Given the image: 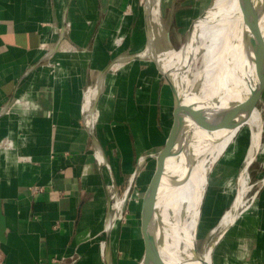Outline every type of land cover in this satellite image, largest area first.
<instances>
[{"label":"crops","instance_id":"obj_1","mask_svg":"<svg viewBox=\"0 0 264 264\" xmlns=\"http://www.w3.org/2000/svg\"><path fill=\"white\" fill-rule=\"evenodd\" d=\"M136 3L0 0V264H134L126 224L105 250L109 198L127 197L135 157L159 143L167 116L155 62L127 59L143 50L128 51L138 28L119 48L112 39L127 36ZM113 59L91 122L96 145L83 97Z\"/></svg>","mask_w":264,"mask_h":264},{"label":"bare ground","instance_id":"obj_2","mask_svg":"<svg viewBox=\"0 0 264 264\" xmlns=\"http://www.w3.org/2000/svg\"><path fill=\"white\" fill-rule=\"evenodd\" d=\"M218 2L223 4L206 14L208 7L201 16L206 15L205 18L197 26L195 23L192 24L194 27L191 25L188 39L181 48L163 50L153 29V18L159 14V0H143L150 34L148 46L139 55L149 57L161 75L165 74L170 79L172 97L179 103L185 123V130L178 133L175 140L180 145L179 153L165 161L164 177L159 185L162 203L149 235L146 225L153 213L143 226L145 236L147 234L143 251L146 264H212L211 253L215 245L241 214L240 209L234 212L243 205L248 169L258 154L264 129V120L260 122L256 111L264 89V0ZM143 25L147 39L145 19ZM195 65L198 70L193 73ZM105 81L101 79V83L90 86L84 93L83 107L88 110L86 123L92 117L90 110L94 108L96 93L99 91L101 95ZM240 128H245L250 136L245 159L252 152H255V157L246 167L242 165L240 168L236 198L218 225L217 235L214 234L206 251L199 252L195 247V235L193 245L190 239L191 230L195 228L192 227L193 222L198 216L197 207L206 190L207 175L211 164L235 140ZM172 141L173 136L169 133L163 157ZM96 156L111 176L104 156L99 151H96ZM115 198L119 212L125 197L118 198L116 194ZM114 218L115 215H110L105 219L104 230L112 225ZM169 227H173L177 237L173 244L168 241Z\"/></svg>","mask_w":264,"mask_h":264},{"label":"rangeland","instance_id":"obj_3","mask_svg":"<svg viewBox=\"0 0 264 264\" xmlns=\"http://www.w3.org/2000/svg\"><path fill=\"white\" fill-rule=\"evenodd\" d=\"M166 1L159 0V14L153 18V29L157 33L159 45L163 50H178L181 48L182 43H185L188 39L186 36L191 25L195 23V26H197L205 18L206 15L201 17L204 11L209 7L206 12L208 14L223 4L218 2V0ZM135 11L134 21L128 26L130 30L129 33L127 31V36L122 37L119 33L115 38H112L115 43L114 46L119 48V46L123 43L126 44L129 40L134 41L135 29L138 28V34L141 35L140 44L136 46V50L135 46L127 45L129 47L128 51L133 49L132 51L130 50L131 53H137L139 50H142L146 43L142 26L143 0H137ZM197 67L196 65L193 67V73L198 70ZM155 75L158 79L159 91L166 89V82L163 77L161 79L162 75L159 72H156ZM166 99L167 116L159 120L161 133L159 143L155 147L143 151L140 155L142 159L139 156L135 157L134 169L138 173L137 178L133 179V185L127 197L124 196L125 200L119 212H117L115 205L116 198L111 199V217L115 215V218L112 220L111 231L126 224L128 226V232L131 236H134V230L137 228L142 251H144L145 238L147 234L149 235L151 224L154 222L162 202V189L159 188L153 216L146 225L147 234L145 236V229L141 227L143 195L150 181L148 178L152 175L156 167L157 157L164 148L166 137L170 133L173 110L171 90L169 92L166 90ZM256 111L262 123L264 120V89L261 90V99L257 104ZM87 113L88 110L85 109L84 115L86 116ZM235 137V140L231 142L223 154L211 164L207 175L206 190L197 207L198 216L195 220L197 223L195 225V244L199 252L206 251L208 245L211 243V239L217 235L215 232L218 225H220L227 210L236 198V186L239 180L237 177L240 168L242 165L246 167L253 157H255V152H252L245 159L247 148L250 145V136L245 128H240ZM259 144L258 154L256 153V158L248 169L249 180L246 193L243 197V205L236 209H240L239 212L241 214L235 220L236 222L234 221L232 228L227 230L215 245L211 253L212 264H264V129L261 132V142ZM207 158H209L208 155ZM244 159L246 160L245 162H243ZM208 164L209 161L206 165L208 166ZM145 168H147L146 173H144ZM121 197L123 195L118 194V198ZM186 199L187 197L185 196L184 201ZM131 209L133 211H130ZM168 231L170 232L168 235L169 244H173L177 240V237L173 233V227H169ZM193 241L194 239L192 237L190 240L191 245H193ZM190 244L189 246L192 247ZM138 260V256L135 257L134 264H137Z\"/></svg>","mask_w":264,"mask_h":264},{"label":"water","instance_id":"obj_4","mask_svg":"<svg viewBox=\"0 0 264 264\" xmlns=\"http://www.w3.org/2000/svg\"><path fill=\"white\" fill-rule=\"evenodd\" d=\"M148 12L147 9H144V19H145V30H146V35H147V45L149 44V28H150V24H149V19H148ZM189 36V34L187 35ZM186 36V37H187ZM141 55H134V56H129L127 57V59H135V58H141ZM120 59H113L107 66H105L100 74V78L102 79L106 73V71L108 70L109 67H111L113 64L120 62ZM163 79L166 82V90L169 92L170 89L168 87H171V82L170 79L163 74ZM170 96V94H169ZM99 97V91H97L96 96H95V100H94V108L91 109L90 113L92 114V117L90 119V122H85V126H86V130L88 131V133L90 134V136L92 137L93 142L96 144V141L93 137L92 131H91V122L93 120V116H94V111H95V107H96V102L98 100ZM172 126H171V131L170 134H172L173 136V141L167 151V153L164 155L163 157V149L160 151L157 160H156V167L155 170L151 176V179L147 185V188L144 192L143 195V202H142V208H141V227L143 228L145 220L147 219V217L153 213L154 208H155V201L157 198V193H158V188L159 185L161 183L162 178L164 177V165H165V161L168 157L170 156H176L179 153V149H180V145H178L177 142H175L176 140V136L178 133L183 132L185 130V123L183 118V114L181 112L179 103L176 101V99L173 97V110H172ZM97 145V144H96ZM161 158L162 161L160 160ZM109 216L111 215V197L109 198ZM236 222V221H235ZM110 231H111V225L108 226L105 229L106 232V243H105V250L106 252L109 250V239H110ZM138 229H135V234H134V239H135V244H136V249H137V253H138V264H146V260H145V255L142 251L141 245H140V241H139V233H138ZM196 247V246H195ZM196 251V248H195ZM212 261V258H211Z\"/></svg>","mask_w":264,"mask_h":264},{"label":"flooded vegetation","instance_id":"obj_5","mask_svg":"<svg viewBox=\"0 0 264 264\" xmlns=\"http://www.w3.org/2000/svg\"><path fill=\"white\" fill-rule=\"evenodd\" d=\"M161 203H162V202H161ZM160 207H161V205H160ZM159 210H160V208H159ZM236 211H237V210H235L234 214L236 213ZM234 214H233V215H234ZM233 215H232V216H233ZM193 224H194V225H192V226H195L197 223H196V222H193ZM233 224H234V223H233ZM233 224L231 225L230 228H232ZM230 228H229V229H230ZM229 229H228V230H229ZM194 230H195V228H194L193 230H191V238L193 237V239H194V235H195ZM190 240H191V239H190ZM211 262H212V261H211ZM189 263H191V262H189Z\"/></svg>","mask_w":264,"mask_h":264},{"label":"built area","instance_id":"obj_6","mask_svg":"<svg viewBox=\"0 0 264 264\" xmlns=\"http://www.w3.org/2000/svg\"><path fill=\"white\" fill-rule=\"evenodd\" d=\"M115 198V196L112 197V199Z\"/></svg>","mask_w":264,"mask_h":264}]
</instances>
